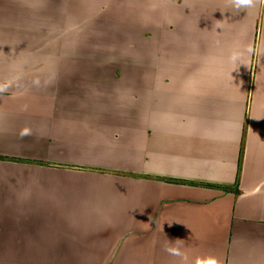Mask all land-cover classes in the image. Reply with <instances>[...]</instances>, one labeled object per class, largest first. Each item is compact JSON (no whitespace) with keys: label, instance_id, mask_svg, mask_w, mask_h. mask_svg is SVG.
I'll list each match as a JSON object with an SVG mask.
<instances>
[{"label":"crops","instance_id":"crops-1","mask_svg":"<svg viewBox=\"0 0 264 264\" xmlns=\"http://www.w3.org/2000/svg\"><path fill=\"white\" fill-rule=\"evenodd\" d=\"M0 264H264V0H0Z\"/></svg>","mask_w":264,"mask_h":264},{"label":"clouds","instance_id":"clouds-1","mask_svg":"<svg viewBox=\"0 0 264 264\" xmlns=\"http://www.w3.org/2000/svg\"><path fill=\"white\" fill-rule=\"evenodd\" d=\"M230 6L236 10L254 8L255 0H230ZM250 51L251 49L237 48L230 53V55L227 57L225 61V71L227 72V75L231 76L230 72L236 69L238 65H246L245 53Z\"/></svg>","mask_w":264,"mask_h":264}]
</instances>
